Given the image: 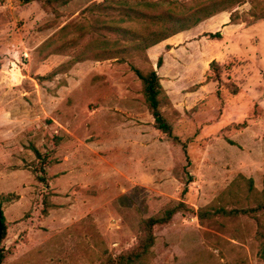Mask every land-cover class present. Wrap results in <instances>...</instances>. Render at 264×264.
<instances>
[{
  "label": "rangeland",
  "instance_id": "1",
  "mask_svg": "<svg viewBox=\"0 0 264 264\" xmlns=\"http://www.w3.org/2000/svg\"><path fill=\"white\" fill-rule=\"evenodd\" d=\"M15 1L27 5L25 17H8L0 37L4 264H102L107 252L119 255L135 245L142 222L170 205L184 201L197 211L240 174L264 189V20L245 22L264 10V0L236 7L239 25L224 23V14L231 15L224 12L203 26L221 32V41L203 36L206 32L180 33L172 40L175 51L166 48L168 56L158 46L157 56H151V48L139 55L132 51L119 56L126 63L88 60L55 76L74 55L51 56L45 43L65 24L87 20L81 12L92 0H74L59 17L38 1ZM209 1L189 0L184 7L192 10ZM179 5L182 10V0ZM51 24L56 26L47 29ZM144 55L158 74V60L164 59L163 74L170 81L164 89L177 97L168 94L171 105L162 110L180 143L148 126L151 115L134 72L145 68ZM213 61L220 65V77L210 69ZM173 72L179 76L171 77ZM232 84L240 87L238 94L227 89ZM122 131L138 138L142 133L147 142L132 146ZM33 148L47 161L44 172ZM47 195L55 208L44 217ZM258 227L248 216L202 225L192 213H178L171 224L155 228L153 263L264 264Z\"/></svg>",
  "mask_w": 264,
  "mask_h": 264
},
{
  "label": "trees",
  "instance_id": "2",
  "mask_svg": "<svg viewBox=\"0 0 264 264\" xmlns=\"http://www.w3.org/2000/svg\"><path fill=\"white\" fill-rule=\"evenodd\" d=\"M35 1L42 4L45 12L59 17L60 9L68 6L74 0H28V3ZM179 1L92 0V3L81 12L82 17L89 15L87 20L85 19L79 24H65L45 43V48L51 49V56L73 57L72 55H74L72 61L58 70L56 69L51 76L67 73L75 65L88 60L103 62L116 59L118 62L126 63L127 61L119 57L120 55L125 57L132 51L137 52L138 55L144 54L148 49L180 33L190 31L224 12L231 13L230 25H239L241 23L237 18V11L233 12V10L246 2V0H210L202 6L190 10V8L184 7V2L189 0H182V10H180ZM172 6L177 10L174 11L175 8ZM250 16L253 17V21L246 20L248 26L254 25L259 20H264V10L259 13L254 11ZM126 23H135L141 28L124 27ZM54 26L56 25L51 24L47 29ZM203 36L219 41L223 40L221 32L205 33ZM166 48L172 49L170 46ZM143 64L145 65L143 71L134 68V72L142 82L143 94L153 119V127L161 134L180 143V139L173 132V122L165 116L162 110L171 105L169 96L161 83L162 78L150 65V60L145 55ZM163 64L164 59L160 57L157 63L158 68H162ZM209 66L214 71L215 77H220L219 63L213 61ZM208 80L211 81L212 78L208 77ZM219 80L220 78L216 79V81ZM227 89L232 94L240 92V87L236 84L229 85ZM33 152L38 159H41L40 170L44 172L45 169L42 167L45 166L46 159L42 158L43 156L38 149L33 148ZM55 163L56 160L50 162L51 165ZM34 175L41 183L46 182L44 177H40L39 171H35ZM187 193L186 188L182 196ZM2 205L0 200L1 209ZM54 208L55 205L51 202L50 195L45 196L42 215L48 217ZM178 213H192L198 217L202 225L218 218L248 216L255 219L259 226L256 234L260 242L259 254L264 258V189L259 191L253 179H247L240 174L220 196L197 211L189 208L184 201H181L176 205L168 206L162 214L144 220L138 242L119 255H112L107 252L102 264H154L155 228L171 224ZM0 224L2 229L0 264H4L8 251L2 246L7 237V221L3 210L0 212Z\"/></svg>",
  "mask_w": 264,
  "mask_h": 264
},
{
  "label": "crops",
  "instance_id": "3",
  "mask_svg": "<svg viewBox=\"0 0 264 264\" xmlns=\"http://www.w3.org/2000/svg\"><path fill=\"white\" fill-rule=\"evenodd\" d=\"M26 8H27V5H25V6H22L20 3H18V2H16L15 0H0V37L4 34V22H6V20H10V19H7L8 17L9 18H13V19H18V20H21L22 18H24L25 17V10H26ZM223 13H221V14H218L217 16H215V17H213V18H211V19H209V20H207V21H205V22H203V23H201L199 26H197L196 28H194V29H192V30H190V31H187V32H183L182 34H186V33H192V32H194V35H196V34H202V33H204V32H206V33H210V32H207V31H205L204 29H202L203 28V26L205 25V24H208V23H211V22H214L215 20H217L218 18H220V16L222 15ZM224 15H226V17H227V19L226 20H223L224 21V23H226V21L228 22H230V17H229V14L227 13V14H224ZM228 22V23H229ZM228 23H226V24H228ZM225 24V25H226ZM221 26V24L219 23V25H218V28ZM50 31V30H49ZM196 33V34H195ZM53 34V33H52ZM51 34V35H52ZM50 36V35H49ZM186 38H188V37H184V38H182V41H184V42H186V40H188V39H186ZM174 38L172 37V38H170V39H168V40H166V41H164L163 43H161V44H159V45H157V46H155V47H153V48H151V50H150V54H151V56H152V52H154L153 53V55H155V56H157L158 55V53L157 52H155V49L158 47V46H162V50L164 51V53L166 54V56H168V52L166 51V47L167 46H170V47H174L175 45H176V43H173L172 42V40H173ZM194 42H196V41H193L192 43H194ZM191 42L190 43H188V45L190 46L191 44H192ZM6 48H8V46L6 47ZM184 48H187V47H183L182 46V49H184ZM172 51H175V49L173 48L172 49ZM165 71V67H163L162 66V68L160 69V72H159V74H161L160 76H162V85L164 86V88H166V89H168L169 87H170V85H169V80H168V78L167 77H165V75L163 74V72ZM177 76H179V74L178 73H176V72H173L172 74H171V77H173V78H177ZM69 80V79H68ZM67 80V82L69 83V84H71V81L69 80L68 81ZM211 81H213V80H211ZM173 83V82H172ZM168 94H169V96L170 97H177L176 95H174V94H172L170 91H168ZM172 100L174 101V99L172 98ZM138 112H137V110L136 109H131L130 110V115L132 116V117H135V118H137L138 117ZM149 123V127L150 128H152L153 130H154V128H153V119H152V117L150 116V119H149V121H148ZM142 126V125H141ZM140 126V127H141ZM140 127H136L137 129L136 130H140L139 132H141V129H139ZM123 132V131H122ZM126 134H129L130 136L129 137H126V136H124V135H126ZM122 138H123V140L124 139H128V142L130 143V144H132V146L133 145H135V143H139V141H141V142H147L146 141V139H143V134L141 133V137L140 138H138V136H135L134 134H132V133H127V132H123L122 133ZM134 135V137H132ZM125 142V141H124ZM146 152H148V151H146ZM154 156H151V155H149V158H153Z\"/></svg>",
  "mask_w": 264,
  "mask_h": 264
},
{
  "label": "water",
  "instance_id": "4",
  "mask_svg": "<svg viewBox=\"0 0 264 264\" xmlns=\"http://www.w3.org/2000/svg\"><path fill=\"white\" fill-rule=\"evenodd\" d=\"M2 211V209L0 208V212ZM1 232H2V229H1V224H0V241H1Z\"/></svg>",
  "mask_w": 264,
  "mask_h": 264
}]
</instances>
